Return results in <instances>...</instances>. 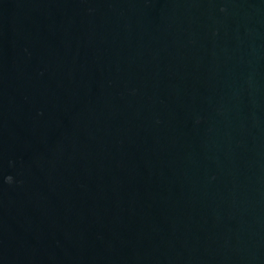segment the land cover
I'll list each match as a JSON object with an SVG mask.
<instances>
[{"label":"water","instance_id":"obj_1","mask_svg":"<svg viewBox=\"0 0 264 264\" xmlns=\"http://www.w3.org/2000/svg\"><path fill=\"white\" fill-rule=\"evenodd\" d=\"M0 264H264V0H0Z\"/></svg>","mask_w":264,"mask_h":264},{"label":"clouds","instance_id":"obj_2","mask_svg":"<svg viewBox=\"0 0 264 264\" xmlns=\"http://www.w3.org/2000/svg\"><path fill=\"white\" fill-rule=\"evenodd\" d=\"M6 180L8 181V182H11V177L9 176V177H6Z\"/></svg>","mask_w":264,"mask_h":264}]
</instances>
